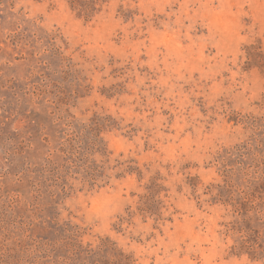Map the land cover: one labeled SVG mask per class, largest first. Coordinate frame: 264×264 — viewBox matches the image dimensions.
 <instances>
[{"label":"rangeland","instance_id":"rangeland-1","mask_svg":"<svg viewBox=\"0 0 264 264\" xmlns=\"http://www.w3.org/2000/svg\"><path fill=\"white\" fill-rule=\"evenodd\" d=\"M71 1L0 0V264H264V0Z\"/></svg>","mask_w":264,"mask_h":264},{"label":"trees","instance_id":"trees-1","mask_svg":"<svg viewBox=\"0 0 264 264\" xmlns=\"http://www.w3.org/2000/svg\"><path fill=\"white\" fill-rule=\"evenodd\" d=\"M72 6L77 5V0L71 1ZM84 14L87 16L91 14V11L88 9H83ZM80 141H75V145H70V153L76 157L75 167L82 171V180L83 182L89 184L91 187L97 186L102 187L101 183L107 184L105 179L108 177L105 175V168L103 166H100L96 163V161H90L88 156H92V153L99 154L102 157H107V149L105 146L100 143H81ZM71 147V148H70ZM127 173H133L137 172L140 175V172L137 168L130 167L128 170H125ZM78 174V173H77ZM160 188V185L156 182L152 183V186L148 188L149 193L142 197L141 202L144 205L142 208L145 212H151L154 213V204H156V196L158 194V189ZM58 224V223H57ZM63 237L61 238V242L65 245H68L69 247H72L75 249L77 253L85 254V255H91L94 251L90 249L89 247L87 250H82V245L79 242V236L77 235V232L70 227L69 225H65L63 227ZM109 241H104L102 245L100 246V249L102 250H116V248H112L111 246H108ZM114 245V244H113ZM129 260V258H127Z\"/></svg>","mask_w":264,"mask_h":264}]
</instances>
